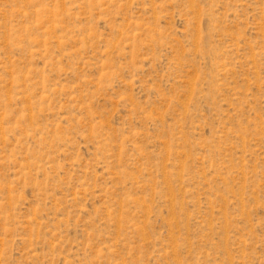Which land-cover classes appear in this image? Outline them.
Here are the masks:
<instances>
[{
    "label": "rangeland",
    "instance_id": "rangeland-1",
    "mask_svg": "<svg viewBox=\"0 0 264 264\" xmlns=\"http://www.w3.org/2000/svg\"><path fill=\"white\" fill-rule=\"evenodd\" d=\"M0 264H264V0H0Z\"/></svg>",
    "mask_w": 264,
    "mask_h": 264
}]
</instances>
